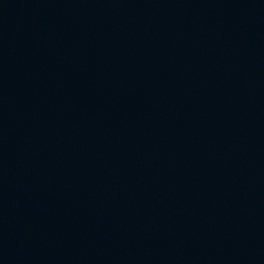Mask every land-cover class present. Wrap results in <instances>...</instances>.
<instances>
[{
	"label": "water",
	"instance_id": "obj_1",
	"mask_svg": "<svg viewBox=\"0 0 264 264\" xmlns=\"http://www.w3.org/2000/svg\"><path fill=\"white\" fill-rule=\"evenodd\" d=\"M0 264H264V0H0Z\"/></svg>",
	"mask_w": 264,
	"mask_h": 264
}]
</instances>
